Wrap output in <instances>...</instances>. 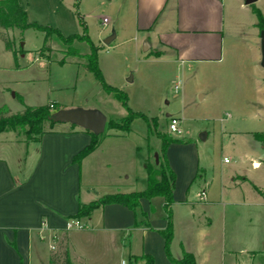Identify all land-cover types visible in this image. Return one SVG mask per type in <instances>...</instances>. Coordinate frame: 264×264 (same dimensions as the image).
<instances>
[{
    "label": "crops",
    "instance_id": "1",
    "mask_svg": "<svg viewBox=\"0 0 264 264\" xmlns=\"http://www.w3.org/2000/svg\"><path fill=\"white\" fill-rule=\"evenodd\" d=\"M18 1L29 23L39 22L30 16L44 14L48 4H65V0ZM103 4L116 13L112 24L115 40L119 30L122 34L128 30L137 40L150 44L147 53L153 59L176 65L184 76L194 72L201 78L204 72H215L212 76L218 83L220 101L227 104L221 105L227 114L263 117L264 68L242 62L249 53L262 61L261 38L244 35L238 17L248 7L254 13L255 5L247 6L243 0H73L67 16H74L76 8L78 19L81 8L91 12ZM67 5L69 8V2ZM257 9L264 15L262 7ZM0 33L12 41V30L0 28ZM12 46L15 58L0 37V108L6 106L14 114L28 106L18 89L22 79L17 74L21 70L19 54L27 52L18 49L16 41ZM46 60L40 53L39 61ZM75 108L96 109H70ZM222 133L231 139L235 162L249 164V168H232L214 178L202 167L196 140L168 148V162L176 175L171 253L177 260L184 252L192 253L196 264H215V251L233 264H238V254L249 253L256 264L258 251L233 247L259 246L262 241L264 197L252 184L264 190V147L254 132ZM244 134L251 138L242 137L241 143L247 144L240 148L238 137ZM90 142L89 134L70 124H57L40 142L25 143L11 131L0 134V264H50L52 258L64 264L66 256L71 264H143L133 259L142 255H150L154 264H174L168 260L159 234L167 226L161 197L141 199L136 213L117 204L98 208L90 218L81 219L83 229L66 230L81 205L148 187L147 175L138 177L139 148L129 142L128 134L103 137L94 152L77 162L76 156ZM136 183L142 187L137 189ZM143 215L151 229L136 226Z\"/></svg>",
    "mask_w": 264,
    "mask_h": 264
},
{
    "label": "rangeland",
    "instance_id": "2",
    "mask_svg": "<svg viewBox=\"0 0 264 264\" xmlns=\"http://www.w3.org/2000/svg\"><path fill=\"white\" fill-rule=\"evenodd\" d=\"M70 2L72 3L73 0H65L63 7L54 3L48 4L45 6L44 14L37 16L31 14L30 17L38 19L39 22L36 23L39 25L59 30L65 37L81 35L82 28L77 19L76 8H73L74 16L73 13L67 16V10H72ZM254 5L256 8L264 9V0H257ZM22 6L27 8L25 2ZM248 8L247 13H240L238 16L243 29L241 32L260 39V30L256 26L258 19L252 9ZM90 11L86 12L85 8L79 10L87 25L90 39L99 49L98 65L104 81L108 86L117 88L128 96V107L133 112L144 114L150 119L156 118L159 122L158 130L165 134L177 139L196 140L201 147L202 167L207 170L210 177L217 178L232 168H249V164L235 162L231 139L223 135L222 130L264 132V115L259 118H243L227 114L229 112L222 107H226L227 104L218 97L216 86L218 83L212 76L215 72H204L201 78L194 72L184 76L176 65L156 61L152 53H145L144 42L137 40L131 31L127 30L122 34L119 30V37L106 46L103 43L104 39L110 37L113 32L116 33V29L112 28L116 13L108 4ZM104 19L108 21L105 26L102 24ZM239 30L238 28L240 33ZM238 32L236 31L234 37L239 36ZM10 37L12 41H16L18 49L27 52L19 54L18 64L21 70L17 74L22 79L19 80L18 89L24 94L28 106L38 107L55 102L61 104L62 110L66 109L63 106L67 109L76 106L94 107L106 115L107 124L112 120L113 125H121L123 119L128 116L122 101L107 94L94 74L84 69L85 59L69 57L67 58L69 63L60 64L65 58L63 52L67 51L68 47L57 38L51 37L46 42L45 35L33 29L26 30L22 35L17 30H12ZM18 39H20L19 43ZM256 46L258 49L259 44ZM72 47L82 55L90 53V47L86 43L75 42ZM40 53L47 59L46 61H39ZM23 54L26 56L22 57ZM258 59L256 60L254 55L249 53L243 55L242 62L261 65V60L259 62ZM131 78L132 81H129ZM204 95H207L205 99ZM167 115L170 117L168 118ZM171 118L178 119L179 132H169ZM107 124L103 137L105 134L121 133ZM206 134H209L208 138ZM202 135L205 136L204 140L201 139ZM245 136L244 134L238 137L240 138L237 142L238 147L242 148V144H247L246 141L241 143L245 140L241 138ZM128 137L134 148H139L137 158L140 164L136 167V171L138 177L142 178L147 175L148 167L155 169L158 166L157 157L160 155L161 141L149 134L147 123L143 119H135L131 123ZM248 137L251 138L250 135ZM225 158L229 159V164L225 163ZM136 185L137 189L142 187L140 183ZM261 234L262 241L259 246L245 245L233 248L243 252L258 251L255 263L264 264V225ZM220 254V251H215L217 257L215 264H233L232 259ZM237 256L238 264H252L249 253Z\"/></svg>",
    "mask_w": 264,
    "mask_h": 264
},
{
    "label": "trees",
    "instance_id": "3",
    "mask_svg": "<svg viewBox=\"0 0 264 264\" xmlns=\"http://www.w3.org/2000/svg\"><path fill=\"white\" fill-rule=\"evenodd\" d=\"M254 14L258 19V28L260 31H264V17L261 11L253 6ZM79 24L82 28L81 35H72L65 37L62 33L50 27H44L37 23H29L27 20L26 11L19 5L18 0H0V28L3 30H18L20 33H24L26 30L33 29L37 32L45 35V41L51 37L57 38L64 46L68 47L67 51L63 54L65 58L60 61V64H65L67 58L75 57L86 60L83 65L84 69L96 77L99 83L102 84L104 91L118 98L122 101L123 106L128 111V116L123 119L121 125H113V121L110 120L107 126L121 131V133L128 134L130 132V125L135 119H143L147 123L148 132L150 135L156 136L161 141L160 155L158 156V166L154 169L148 167V187L139 192L133 193H118L113 195H106L98 200L92 201L89 204L81 205L77 215L73 218L76 220L88 219L92 213L101 207L107 205H121L129 210L136 213L141 205V199L151 200L156 197L164 199V211L166 214L167 226L164 230L159 231V234L164 238L165 241V253L168 260L174 264H196V258L192 253L184 252L181 259H175L171 253V244L173 240V210L174 205V188L176 183V175L171 169L167 151L171 144L174 143H190L192 139H177L172 137L170 134H165L158 130L159 122L156 118L150 119L144 114L133 112L128 107V96L121 90L108 86L105 81L103 74L98 65V48L94 46L90 36L88 35V29L85 21L81 16H78ZM0 37L5 43L6 49L12 51L14 58L17 53L14 52L12 41L5 34L0 33ZM75 42L86 43L90 47V53L82 55L76 49L72 47ZM46 47V44L44 48ZM43 48V49H44ZM61 105L55 102L48 103L44 106H25L24 110L18 113H11L8 107L3 106L0 108V134L3 132H14L25 143L40 142L42 137L52 132L57 126V122L54 120V114L61 111ZM74 129L75 126L71 125ZM91 136L90 144L76 156V161L80 162L82 159L94 152L101 139L104 136L95 135L91 132L85 131ZM111 134H105L109 136ZM254 138L261 142L264 147V132H254ZM264 163V160H263ZM252 187L256 193L264 197V190L252 184ZM144 220L140 223H136V226L142 225L148 229H151L149 222L145 215ZM135 262H143V264H154V260L150 255H142L140 257L133 258ZM50 264H58V260L52 258ZM64 264H71L68 256H66Z\"/></svg>",
    "mask_w": 264,
    "mask_h": 264
},
{
    "label": "water",
    "instance_id": "4",
    "mask_svg": "<svg viewBox=\"0 0 264 264\" xmlns=\"http://www.w3.org/2000/svg\"><path fill=\"white\" fill-rule=\"evenodd\" d=\"M256 2L257 0H244L245 5L247 6L254 5ZM115 38L116 34L113 32L110 37L104 40L103 43L106 46H109L115 40ZM260 38L262 54L261 66L264 68V31L261 32ZM149 50L150 44L148 42H144L143 51L147 53ZM129 81H132V78L129 79ZM167 117L169 118L170 116L167 115ZM54 120L58 124H70L75 127H79L84 131L91 132L97 136L102 135L105 132L107 124L106 115L97 109H64L54 114ZM201 139L204 140L205 136L202 135Z\"/></svg>",
    "mask_w": 264,
    "mask_h": 264
},
{
    "label": "built area",
    "instance_id": "5",
    "mask_svg": "<svg viewBox=\"0 0 264 264\" xmlns=\"http://www.w3.org/2000/svg\"><path fill=\"white\" fill-rule=\"evenodd\" d=\"M106 22H107V20H104V23H106ZM168 130H169V132H172V133L180 131L178 119L171 118ZM225 162H228V160H225ZM83 227L84 226L82 224V221L76 220V219H72L69 222H67V224H66V230H68V231L81 230V229H83ZM52 249H54V247H52Z\"/></svg>",
    "mask_w": 264,
    "mask_h": 264
}]
</instances>
